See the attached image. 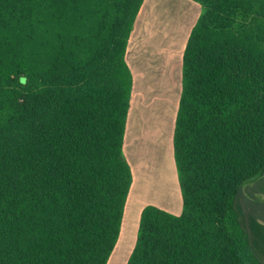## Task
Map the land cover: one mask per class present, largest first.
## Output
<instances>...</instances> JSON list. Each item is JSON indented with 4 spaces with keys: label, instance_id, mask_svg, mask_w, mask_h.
Segmentation results:
<instances>
[{
    "label": "trees",
    "instance_id": "16d2710c",
    "mask_svg": "<svg viewBox=\"0 0 264 264\" xmlns=\"http://www.w3.org/2000/svg\"><path fill=\"white\" fill-rule=\"evenodd\" d=\"M143 0H0V264H106L131 172L123 57ZM182 59V212L140 215L126 264H264V0H208ZM230 19V18H229Z\"/></svg>",
    "mask_w": 264,
    "mask_h": 264
},
{
    "label": "crops",
    "instance_id": "0c3cea01",
    "mask_svg": "<svg viewBox=\"0 0 264 264\" xmlns=\"http://www.w3.org/2000/svg\"><path fill=\"white\" fill-rule=\"evenodd\" d=\"M202 14L192 0H143L124 53L131 90L122 155L131 172L118 240L106 264H126L142 210L182 212L173 136L182 92V59ZM131 227V230H130Z\"/></svg>",
    "mask_w": 264,
    "mask_h": 264
},
{
    "label": "rangeland",
    "instance_id": "374dc122",
    "mask_svg": "<svg viewBox=\"0 0 264 264\" xmlns=\"http://www.w3.org/2000/svg\"><path fill=\"white\" fill-rule=\"evenodd\" d=\"M212 5H215V7H217L219 9V11H216L218 12V18L213 20L211 25L212 26H220V25H223V24H226L227 25V22H229V25H240V24H243L246 19L244 18V16L242 15V13L240 11H238L236 14L234 15H231L230 17H228V14L226 13H223V12H226L228 11V8H223V0H208ZM230 18V19H229ZM261 175H264V171H262ZM130 230H131V227H130Z\"/></svg>",
    "mask_w": 264,
    "mask_h": 264
}]
</instances>
